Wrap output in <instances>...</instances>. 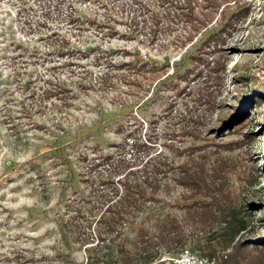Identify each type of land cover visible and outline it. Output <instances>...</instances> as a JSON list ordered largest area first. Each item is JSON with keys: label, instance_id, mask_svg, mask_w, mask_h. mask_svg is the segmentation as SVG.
Returning <instances> with one entry per match:
<instances>
[{"label": "rangeland", "instance_id": "1", "mask_svg": "<svg viewBox=\"0 0 264 264\" xmlns=\"http://www.w3.org/2000/svg\"><path fill=\"white\" fill-rule=\"evenodd\" d=\"M109 153L221 169L246 228H188L176 264H264V0H0V264L104 254Z\"/></svg>", "mask_w": 264, "mask_h": 264}, {"label": "trees", "instance_id": "2", "mask_svg": "<svg viewBox=\"0 0 264 264\" xmlns=\"http://www.w3.org/2000/svg\"><path fill=\"white\" fill-rule=\"evenodd\" d=\"M191 156L175 164L162 153L140 162L135 158L132 163L112 161L110 153L105 155L109 168L121 177L107 178L111 187L100 195L103 207L89 219L96 247L104 254L87 264H166L160 250L177 247L178 257L192 242L188 228L205 230L222 222L233 223L236 232L246 228L227 203L226 176L221 169L214 168L213 174L204 161ZM169 182L183 190L172 203L160 196ZM193 247L204 248L198 241Z\"/></svg>", "mask_w": 264, "mask_h": 264}, {"label": "built area", "instance_id": "3", "mask_svg": "<svg viewBox=\"0 0 264 264\" xmlns=\"http://www.w3.org/2000/svg\"><path fill=\"white\" fill-rule=\"evenodd\" d=\"M183 257H185V258H187V260H189L190 258L191 259H195L194 257H192L191 255H190V251L187 249V248H185L181 253H180V255L176 258V259H174L173 260V262H175V263H173V264H176L177 262H179V261H182L183 260ZM200 259V258H199ZM199 262H201V263H203V261H207L206 259H200V260H198Z\"/></svg>", "mask_w": 264, "mask_h": 264}]
</instances>
